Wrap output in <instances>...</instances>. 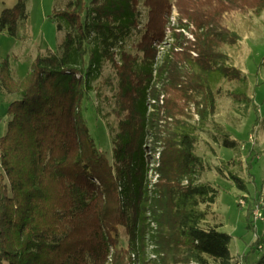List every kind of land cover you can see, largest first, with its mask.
<instances>
[{
  "label": "trees",
  "instance_id": "16d2710c",
  "mask_svg": "<svg viewBox=\"0 0 264 264\" xmlns=\"http://www.w3.org/2000/svg\"><path fill=\"white\" fill-rule=\"evenodd\" d=\"M174 2L194 40L174 31L159 54ZM26 4L2 11L0 32L17 37ZM263 12L264 0H74L55 10L66 32L58 52L39 54L20 81L8 59L0 67V93L16 97L0 137V264H234L233 237L208 220L218 191L202 181L197 132L216 112L214 85L241 80L229 65L241 40L233 24ZM108 66L111 158L84 114ZM221 136L224 147L238 146ZM147 148L159 153L154 184ZM234 163L216 170L246 192ZM244 199L256 230L262 201ZM252 249L264 264V235Z\"/></svg>",
  "mask_w": 264,
  "mask_h": 264
},
{
  "label": "rangeland",
  "instance_id": "374dc122",
  "mask_svg": "<svg viewBox=\"0 0 264 264\" xmlns=\"http://www.w3.org/2000/svg\"><path fill=\"white\" fill-rule=\"evenodd\" d=\"M71 1L74 0H27L28 18L19 22L17 37L0 32V56L9 60L16 76H21L19 80L25 78L39 54L58 52L66 32L58 30V23L51 19V15L55 10L64 9ZM90 1L87 0L88 3ZM9 6L13 8L15 5ZM171 9L169 17L179 16V21H182L175 2ZM141 10L145 11L143 7ZM239 18V22L231 26L241 40L229 48L228 53L229 65L239 71L241 80L230 82L221 78L214 85L216 112L198 128L196 154L207 168L202 181L211 183L218 191L215 203L209 208L208 220L221 224L219 230L233 237L230 251L234 264H257L260 252L253 250L252 245L264 235V208L262 219L256 223V230H252L247 228V205L242 207L239 202L244 200L246 203L244 197L254 202L258 198L264 200V12L260 16L251 13ZM162 49L163 46H160V52ZM111 77L113 73L108 66L97 83L100 91L91 94L92 101L87 102L84 108L91 135L110 158L113 151L110 126L116 128L115 117L111 114L114 90L107 81ZM232 94L243 95L250 102L237 101ZM14 99L16 97L0 96V136L6 132L7 110ZM194 120H198V115H194ZM223 131L238 143L237 147L222 145ZM217 138L219 142H215ZM146 156L150 167L159 157L158 153L151 155L149 148ZM232 160L235 163L229 168L243 179L246 192L240 191L233 180L216 170L221 167L227 173L225 167ZM128 243V237L123 232V245L127 247Z\"/></svg>",
  "mask_w": 264,
  "mask_h": 264
},
{
  "label": "built area",
  "instance_id": "2783aa9c",
  "mask_svg": "<svg viewBox=\"0 0 264 264\" xmlns=\"http://www.w3.org/2000/svg\"><path fill=\"white\" fill-rule=\"evenodd\" d=\"M174 31L179 32V33H183L184 35H186L189 39L194 40L193 35L187 30V29H180V21H179V16H173L171 15L169 17V24H168V30H167V36L165 38V41H163L162 43H160L157 46V49L159 50V54H161L166 48H169L171 43H173V35H174ZM160 46H163V49L160 52ZM159 155V153H158ZM159 159V157L157 158V160ZM157 161H153L151 168H150V172H149V180L151 181L152 184H154L158 178V175H156L155 172V168L157 167ZM240 205L242 207L246 206V203L244 200H240ZM264 207V201H262L260 203V205H257L253 211V219L255 221V223H257L258 221H260L262 219V208Z\"/></svg>",
  "mask_w": 264,
  "mask_h": 264
},
{
  "label": "crops",
  "instance_id": "0c3cea01",
  "mask_svg": "<svg viewBox=\"0 0 264 264\" xmlns=\"http://www.w3.org/2000/svg\"><path fill=\"white\" fill-rule=\"evenodd\" d=\"M17 1L18 0H0V15H1V13H2V11L4 10V9H6V8H11L9 5H16V3H17ZM3 56H0V67H1V65H2V62L5 60L4 58H2ZM11 71H12V75H13V78L15 79V80H17V81H20L19 79H20V77H17L16 76V72H15V69H14V67L13 66H11ZM7 94H5L4 92H1L0 93V96H6ZM7 96H9V95H7ZM1 136H3V135H1ZM0 136V137H1ZM203 208H205V207H203ZM209 223L211 224V225H217V223H212V222H210L209 221ZM219 225H221V224H219Z\"/></svg>",
  "mask_w": 264,
  "mask_h": 264
}]
</instances>
